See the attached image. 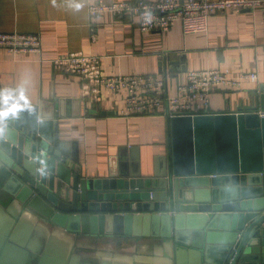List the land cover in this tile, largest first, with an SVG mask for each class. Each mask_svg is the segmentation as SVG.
<instances>
[{
    "label": "water",
    "instance_id": "obj_1",
    "mask_svg": "<svg viewBox=\"0 0 264 264\" xmlns=\"http://www.w3.org/2000/svg\"><path fill=\"white\" fill-rule=\"evenodd\" d=\"M46 108L0 87V264H264V85L234 112L169 117L159 171L84 174ZM103 235L163 248L131 261Z\"/></svg>",
    "mask_w": 264,
    "mask_h": 264
},
{
    "label": "crops",
    "instance_id": "obj_2",
    "mask_svg": "<svg viewBox=\"0 0 264 264\" xmlns=\"http://www.w3.org/2000/svg\"><path fill=\"white\" fill-rule=\"evenodd\" d=\"M98 1L120 0H0V32L36 33L41 41L38 55H13L0 47V87L10 88L20 101L49 104L44 111L56 115L45 119L46 132L54 134L57 123L58 139L68 150L63 154L68 158L76 154L84 174L129 169L135 158L152 165L155 158L159 171L160 159L170 148L169 118L160 113L121 115L123 92L102 88L85 94L83 79L51 64L57 55L81 51L99 56L107 75L162 74L168 95L185 81L189 70L212 68L233 75L253 71L258 78L241 88L213 90L209 111L234 112L240 105L257 103L264 85V23L259 8L214 11L206 31L184 33L179 22L168 30L141 31L128 13L92 16L89 4ZM96 241L98 248H124L121 251L131 261L163 248L159 239L143 236L103 235Z\"/></svg>",
    "mask_w": 264,
    "mask_h": 264
},
{
    "label": "built area",
    "instance_id": "obj_3",
    "mask_svg": "<svg viewBox=\"0 0 264 264\" xmlns=\"http://www.w3.org/2000/svg\"><path fill=\"white\" fill-rule=\"evenodd\" d=\"M261 11L264 23V0H127L89 4L90 15L104 12L128 13L136 18L141 31L152 29L168 30L176 22L184 33L202 32L208 28V18L214 11L255 10ZM151 13V19L147 14ZM93 31V30H92ZM94 32V31H93ZM92 32V39L95 32ZM0 47L18 55H38L41 51L40 36L36 33L0 32ZM99 56L71 51L50 59L58 70L84 80L85 94L96 93L102 88L111 92H123L124 105L119 109L123 116L160 113L173 115H196L209 111L210 94L220 86L241 88L247 82L258 78L256 72H242L233 75L228 70H189L185 81L175 85L173 95L165 93L166 80L162 74H104L99 66ZM264 115V113H260Z\"/></svg>",
    "mask_w": 264,
    "mask_h": 264
},
{
    "label": "clouds",
    "instance_id": "obj_4",
    "mask_svg": "<svg viewBox=\"0 0 264 264\" xmlns=\"http://www.w3.org/2000/svg\"><path fill=\"white\" fill-rule=\"evenodd\" d=\"M78 6V5H77ZM147 18L150 20L151 19V13L149 12L148 14H147Z\"/></svg>",
    "mask_w": 264,
    "mask_h": 264
}]
</instances>
